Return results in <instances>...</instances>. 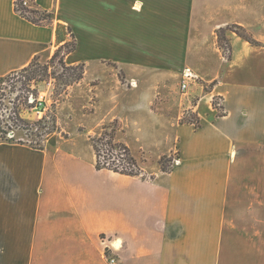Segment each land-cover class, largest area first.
I'll use <instances>...</instances> for the list:
<instances>
[{
	"label": "crops",
	"instance_id": "0c3cea01",
	"mask_svg": "<svg viewBox=\"0 0 264 264\" xmlns=\"http://www.w3.org/2000/svg\"><path fill=\"white\" fill-rule=\"evenodd\" d=\"M35 2L52 14L51 24H34L14 0H0V79L51 56L70 28L77 47L69 63L103 68L89 79L85 69L77 84L96 79L94 113L105 90H119L117 69L105 62L112 60L137 85L119 90L128 93L124 114L113 111L116 102L102 120L118 118L125 133L129 121L147 126L144 115L170 128L161 137L146 131L135 149L117 137L143 170L134 175L97 169L87 132H52L41 147L0 141V264H109L112 239L117 264H264V0ZM231 25L256 44L227 30V59L216 30ZM160 59L170 60V76L191 62L204 79H217L221 113L205 95L191 107L199 125L184 122L183 99L171 88L170 110H153L144 93L159 74L147 66ZM174 153L179 162L163 171L159 157Z\"/></svg>",
	"mask_w": 264,
	"mask_h": 264
},
{
	"label": "rangeland",
	"instance_id": "374dc122",
	"mask_svg": "<svg viewBox=\"0 0 264 264\" xmlns=\"http://www.w3.org/2000/svg\"><path fill=\"white\" fill-rule=\"evenodd\" d=\"M67 31H69V28ZM81 52L85 55V50H82ZM51 56H47L46 54L39 56V59L36 61L37 63L33 66L32 70L37 69V71L39 72L40 67L38 65H47L48 72H55L56 78L50 76L48 79L39 80V75H36L34 79L28 81L26 77L23 76V74H27V72H23L22 75L13 74L3 79L2 81L0 79V136H2L1 130H5V137L12 138L13 141L27 142L32 146H37L39 144L42 146L47 135L51 134L52 132H61L63 136H68L69 133H76L81 131L87 132L88 140L91 143L90 138H95L99 135V132H101V125L109 124V128L114 127L113 134L116 138L124 136L126 140L132 143V148L135 149L137 137L143 138L146 131L148 136L159 135V137H161L162 134H164L165 136L167 134V131L169 132L170 124L169 122H166L165 119L162 122L160 120H152L150 119V117H145V115L143 116V119H146L147 126L145 125V122H143V124H141V127L139 128L138 125L135 124V122L129 121L128 125L126 126V133L124 132L122 122L118 118L111 119L110 121L102 120L104 119L103 117L106 116L105 114L102 115V113L106 112L110 108V106L116 102L117 103L115 104V109L113 111L116 112V114L119 116L123 115L126 110L128 98V93H123V91L129 88H136L132 86L137 85V81L135 85H132L130 83V80L132 79L126 80V78H124L123 72L120 70L118 71V63H115L112 60L105 61L106 64L110 66L111 70L117 69L116 72L118 73L119 80L115 83L117 84V89H122L123 91L121 93V91L119 90H105L103 93L104 97L101 102L100 110L97 111L98 113H94V111L98 109L97 98L93 93L92 88V84L97 83L96 79L91 80L89 84L82 83L78 86L77 84L82 80L81 79L78 83H74L70 86H67L66 88H63L62 82L64 80L60 76L61 68L57 63V58L54 60V62L50 60ZM69 60L70 58H65L66 64L73 65L69 63ZM155 63L156 65L147 66V69L156 71L159 74L156 76L157 78L153 80L154 83L149 82L148 84L150 87H153V92L146 91L144 93V95L150 100L153 110L156 108V106L166 111L170 110L171 88L172 96H176L178 100L179 96H181L183 99L181 103L182 106H180L182 115L181 117L185 115L189 117L188 112L194 113L191 107L200 103L201 99L205 95L209 96V105L214 111L213 113H221L222 98L218 94L212 93L217 79H204L197 73L194 68L190 66L201 78L200 82L202 86L199 87L200 89H198L197 92L184 96L179 90V78L182 69L186 66L191 65L189 64L191 62H188V65L185 64L186 66L182 67L181 70L176 74H173V76H170V60L165 61L160 59ZM143 68V65L142 67L140 65L134 66V69L136 70H144ZM85 69L87 71L86 79L92 78L93 76L99 77L103 73V68L99 64L97 65V62H94L93 60L87 63ZM160 85L165 86L164 90L166 92L161 93L157 91L158 89L156 90L157 86ZM40 92H43V94H41L45 98L44 112L36 114L37 116H34V112H32L33 109L27 102V96L29 94L37 96L40 94ZM111 94H114V96L110 97ZM188 108H190L191 110ZM16 110L17 112H20V116L24 119V122H26V124L17 121L15 113ZM143 114L145 113L143 112ZM194 114H196L197 117L200 118L197 113ZM43 116H47L46 120L42 122L39 121L43 118ZM163 116H165L166 118H170V116L167 115ZM94 123L96 125L93 127V129H86V126L92 127ZM48 128L50 130L54 129V131L47 133ZM149 147H151L150 152L152 153H154L157 149V146H155L154 144L149 145ZM133 151L134 153L137 152V150ZM119 153L120 152L117 149H110L108 146H105L101 151L102 155L106 157L111 156L116 164L122 163L127 170L133 169L136 172L139 171V173L142 174L143 170L141 169V166L139 165L137 160L136 166L131 165L130 167V165L125 162V160H122L119 157L122 156V154ZM164 156L166 157L164 163L168 167L171 164L170 159L172 155L165 154ZM142 157L144 158L145 155H142ZM161 166L162 165L160 164V167ZM111 241H113V239ZM116 249L117 248L111 247L106 249L105 257L106 253H109L110 251L113 255H115L113 250Z\"/></svg>",
	"mask_w": 264,
	"mask_h": 264
},
{
	"label": "trees",
	"instance_id": "16d2710c",
	"mask_svg": "<svg viewBox=\"0 0 264 264\" xmlns=\"http://www.w3.org/2000/svg\"><path fill=\"white\" fill-rule=\"evenodd\" d=\"M30 4L29 5H25L24 4V0H14V9L15 11L22 17H24L25 19H27L28 21L37 24V25H48L52 23V14H50L49 12L42 10L40 8L37 7L35 0H29ZM227 30H231L236 32L237 34H239L240 36L244 37L245 39H247L249 42H251L252 44H256V41L253 40V38L250 36V34L248 33L247 30L235 26V25H231V26H226L223 28H219L216 30V35L218 38V43H219V47L220 49L223 51L224 57L225 58H229L230 57V46H229V42L228 39L225 35V32ZM69 40L66 41L65 43H63L62 45H60L58 48L55 49L54 53L52 54L50 60L54 62V60L57 58V63L59 65V67L61 68V74L60 76L63 78V88H66L67 86H70L74 83H78L84 76V72H85V63L84 62H79L77 64H73V65H67L65 58L68 54H70L71 52H73L76 47H77V41L75 38L74 33L72 32V30L69 28ZM39 59V57H34V59L24 68H22L19 71L16 72H12L4 77L1 78V81L7 77H9L10 75L13 74H19L22 75L23 72H27V74H23V76L26 77V79L29 81L31 79H34L36 77V75H39V80H43V79H48L50 76L55 77V72H48V66L47 65H38L40 67V71L38 72L37 69H33V66L37 63L36 61ZM30 106V105H29ZM16 113V119L17 121L23 122L24 124H26V122H24V119L21 118L20 116V112L17 110L15 111ZM189 113V117H187L186 115L183 116L181 118L182 121L184 122H190V123H194L195 126L199 125V119L197 117L196 114L192 113V112H188ZM47 116H43V118L39 121H45ZM19 125V124H18ZM109 124L106 125H102L101 126V132H99V135L94 137H91V143H92V147L94 149L95 152V156H96V168L97 169H101V168H108L111 169L115 172H119L122 174H130V175H134V174H139V171L136 172L135 170L131 169V170H127L126 167H124V164L119 163L116 164L113 160V158L111 156H104L101 154L102 149L105 146H108L110 149H117L120 153L122 154V156H119L122 160H125V162L132 166H136V160L135 158L131 155L130 150L128 148V146L118 140L115 135L113 134L114 132V127L109 128ZM109 129V131H108ZM54 131V129L50 130L48 128L47 133H50ZM2 132V136H0V141H13L12 138H7L5 137L4 133H6L5 130H1ZM36 147H41V145H37ZM165 160L166 157L164 155H162L159 158V163L162 165L161 169L163 171H167L168 167L165 165Z\"/></svg>",
	"mask_w": 264,
	"mask_h": 264
},
{
	"label": "built area",
	"instance_id": "2783aa9c",
	"mask_svg": "<svg viewBox=\"0 0 264 264\" xmlns=\"http://www.w3.org/2000/svg\"><path fill=\"white\" fill-rule=\"evenodd\" d=\"M25 5H29V0H24ZM200 77L198 74L190 67L186 66L182 69L181 75L179 78V90L181 91V94L184 96H187L191 94V92L196 88H199L202 86L200 82ZM130 83L132 85H135V80H130ZM27 102L29 103L31 108H34L37 111V114H40L44 112V106H45V98L42 94L33 96L32 94H29L27 96ZM171 165L177 164L179 162V156L177 154H172L171 157ZM112 247L111 248H118L119 247V241L117 239H114L112 241ZM106 258L109 264H117L115 255L112 254L110 251L109 253H106Z\"/></svg>",
	"mask_w": 264,
	"mask_h": 264
}]
</instances>
